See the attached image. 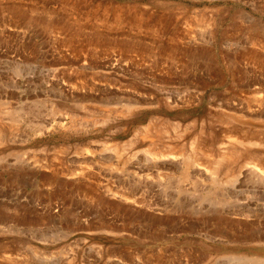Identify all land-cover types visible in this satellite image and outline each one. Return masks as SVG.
<instances>
[{
	"label": "rangeland",
	"instance_id": "rangeland-1",
	"mask_svg": "<svg viewBox=\"0 0 264 264\" xmlns=\"http://www.w3.org/2000/svg\"><path fill=\"white\" fill-rule=\"evenodd\" d=\"M258 236L264 0H0V264H254L227 257Z\"/></svg>",
	"mask_w": 264,
	"mask_h": 264
},
{
	"label": "bare ground",
	"instance_id": "bare-ground-1",
	"mask_svg": "<svg viewBox=\"0 0 264 264\" xmlns=\"http://www.w3.org/2000/svg\"><path fill=\"white\" fill-rule=\"evenodd\" d=\"M254 241L257 243V246L262 245V243L264 244V236H258V237H254L253 238ZM227 259H253L254 262H256L257 264H264V257L262 256H251V257H247L246 255L242 254V255H237L232 253L231 256H228ZM253 263V261L251 262ZM254 263V264H256Z\"/></svg>",
	"mask_w": 264,
	"mask_h": 264
}]
</instances>
